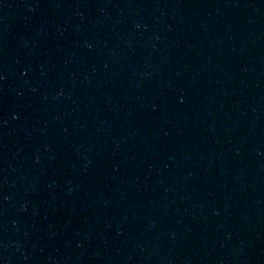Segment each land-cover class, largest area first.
Listing matches in <instances>:
<instances>
[{
	"label": "water",
	"instance_id": "95a60500",
	"mask_svg": "<svg viewBox=\"0 0 264 264\" xmlns=\"http://www.w3.org/2000/svg\"><path fill=\"white\" fill-rule=\"evenodd\" d=\"M0 264H264V0H0Z\"/></svg>",
	"mask_w": 264,
	"mask_h": 264
}]
</instances>
